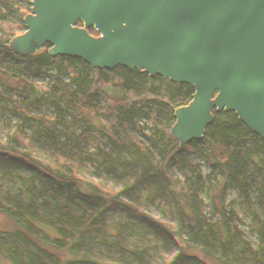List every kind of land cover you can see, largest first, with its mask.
Listing matches in <instances>:
<instances>
[{"label":"trees","instance_id":"obj_1","mask_svg":"<svg viewBox=\"0 0 264 264\" xmlns=\"http://www.w3.org/2000/svg\"><path fill=\"white\" fill-rule=\"evenodd\" d=\"M70 1L31 0L25 39L18 0H0V200L47 209L54 188L72 195L67 230L44 240L25 220L34 242H10L0 264H180L192 240L196 264H264V85L232 73L226 55L263 0H93L84 44L102 116L89 140ZM185 20L172 78L157 75L155 49ZM35 55L42 82L30 89ZM215 70L232 78L217 128Z\"/></svg>","mask_w":264,"mask_h":264},{"label":"water","instance_id":"obj_2","mask_svg":"<svg viewBox=\"0 0 264 264\" xmlns=\"http://www.w3.org/2000/svg\"><path fill=\"white\" fill-rule=\"evenodd\" d=\"M93 0H73L66 4L64 24L69 30V62L82 68L83 95L81 108L86 118V138L90 139L93 126L102 116L101 104L95 96L93 86V59L88 55L85 44V26ZM29 0H20V10L15 19L14 33L28 39L30 26L34 19ZM188 25L175 27L171 37L167 38L154 51L152 64L157 75L172 78L180 51L184 45ZM226 55L232 65L244 70L243 80L248 83L260 82L264 85V0L259 5L251 21L237 34L229 44ZM21 237L34 242V238L24 225L13 198L0 200V254L7 245L17 242Z\"/></svg>","mask_w":264,"mask_h":264},{"label":"rangeland","instance_id":"obj_3","mask_svg":"<svg viewBox=\"0 0 264 264\" xmlns=\"http://www.w3.org/2000/svg\"><path fill=\"white\" fill-rule=\"evenodd\" d=\"M218 1V0H213ZM20 9V2L16 6L15 13L17 14ZM183 23L190 26V21L185 20ZM182 24V23H181ZM189 30V28H188ZM190 31V30H189ZM62 34L58 37L57 42L60 41ZM33 67L35 69V73L32 77V81L30 84V89H32L35 85H38L42 82V69L38 64V56L33 57ZM234 67L232 68V73L234 72ZM232 78L225 79L219 77L217 71H213L211 74V79L209 81V99L208 105L210 110V118L209 122L215 128H217V119L220 115V111L222 109V102L224 100V95L228 89ZM219 148L222 156H225L226 150L224 149L222 143H219ZM84 161L80 163L79 170L82 168V164ZM245 195V194H244ZM243 196V193L241 194ZM254 204L257 207V210L264 212V196L255 194L254 195ZM71 203H72V195L62 193L57 188L53 189V198L51 204L47 209L41 207H31L29 209L19 208L21 216L25 220H32L33 224H36L37 233L39 237H53L56 239L60 232L67 230L70 226L72 215H71ZM220 219V218H219ZM185 228V223L181 220L176 222V230L182 231ZM213 237L212 241L218 242V227H213ZM264 244V239H263ZM231 250V249H230ZM235 249L232 248L230 253H234ZM229 253V255H230ZM176 259L180 264H196L197 256L195 250V242L192 240L188 251L183 257H179L178 253L175 255Z\"/></svg>","mask_w":264,"mask_h":264},{"label":"bare ground","instance_id":"obj_4","mask_svg":"<svg viewBox=\"0 0 264 264\" xmlns=\"http://www.w3.org/2000/svg\"><path fill=\"white\" fill-rule=\"evenodd\" d=\"M32 242V241H31Z\"/></svg>","mask_w":264,"mask_h":264}]
</instances>
